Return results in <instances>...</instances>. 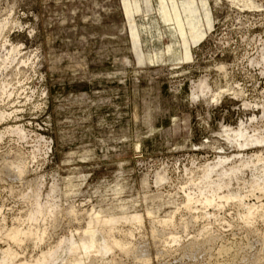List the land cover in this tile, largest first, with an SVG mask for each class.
<instances>
[{"label":"rangeland","instance_id":"374dc122","mask_svg":"<svg viewBox=\"0 0 264 264\" xmlns=\"http://www.w3.org/2000/svg\"><path fill=\"white\" fill-rule=\"evenodd\" d=\"M263 205L264 0H0V261L264 264Z\"/></svg>","mask_w":264,"mask_h":264},{"label":"bare ground","instance_id":"6f19581e","mask_svg":"<svg viewBox=\"0 0 264 264\" xmlns=\"http://www.w3.org/2000/svg\"><path fill=\"white\" fill-rule=\"evenodd\" d=\"M6 62V61H5ZM202 83H203V81H202ZM203 85V84H202ZM197 88H198V86H197ZM201 89H203V88H201ZM199 90V89H198ZM219 91H220V88L218 89ZM223 90V89H222ZM203 91V90H202ZM199 92L200 91H198V94H199ZM196 93V92H195ZM217 95V94H216ZM208 96H209V94H208ZM213 99H215V98H213ZM15 128V127H14ZM239 129H241L240 127H239ZM19 130V129H18ZM238 130V129H237ZM235 131V130H234ZM244 131V130H243ZM243 131H242V129L241 130H238L237 131V135H240L241 137H245V135H244V133H243ZM233 132V131H232ZM225 133V132H224ZM22 134V133H21ZM234 134V133H233ZM246 134V133H245ZM248 135V134H247ZM240 136H238L239 138H240ZM235 137V136H234ZM236 138V137H235ZM247 139H249V138H247ZM255 140H257V139H255ZM249 141V140H248ZM259 141H262L261 139L259 140ZM258 141V142H259ZM251 141H249V143H250ZM257 142V143H258ZM232 143V142H231ZM241 144H244L245 142H240ZM239 144V143H238ZM259 144V143H258ZM242 147H244V145H242ZM258 158H260V157H258ZM223 161V160H222ZM259 161H260V159H259ZM254 163V162H253ZM219 164V163H218ZM19 167V166H18ZM213 168V167H212ZM17 169V168H16ZM20 170V172L21 171H23V172H21L22 174L25 172L24 170H22V169H18L17 171H19ZM226 170V169H225ZM205 172V171H204ZM211 172V171H210ZM227 172V171H226ZM19 173V172H18ZM22 174H20L21 176H22ZM218 189V188H217ZM211 193V192H210ZM201 196H203V195H201ZM200 196V197H201ZM213 197V196H212ZM228 197V196H227ZM240 197V196H239ZM204 198H206V197H204ZM208 198V197H207ZM206 198V202L208 203V199L210 200L211 198H208L207 199ZM226 198V197H225ZM237 198V197H236ZM242 198V197H241ZM188 199V198H187ZM189 199H190V197H189ZM199 199V198H198ZM198 199H195V201H197L198 202ZM223 199V198H222ZM228 199V201H229V198H227ZM192 200H193V197H192ZM192 200L190 199V202L189 201H187V202H189V204L192 202ZM212 200V199H211ZM219 200H221L220 198H219ZM225 200V199H224ZM233 200H234V198H233ZM236 200V199H235ZM194 201V200H193ZM213 201V200H212ZM212 201H210L211 203H212ZM227 202V201H226ZM210 204V203H209ZM208 204V205H209ZM216 204V203H215ZM219 204V203H218ZM217 204V205H218ZM227 204V203H226ZM186 205V204H185ZM192 205V204H191ZM202 205V204H201ZM207 205V206H208ZM210 205H212V204H210ZM205 206V205H204ZM247 206V205H246ZM264 206V205H263ZM187 207V206H186ZM220 207H224V204H223V206H219V208ZM250 207V206H249ZM248 207V208H249ZM251 207H254V206H251ZM190 208H191V206H190ZM247 208V207H246ZM37 210V209H36ZM191 210V209H190ZM200 211V210H199ZM248 211V210H247ZM251 211H252V209H251ZM258 211V210H257ZM263 211V210H262ZM39 212V211H38ZM190 212V211H189ZM254 212H256V211H253V213ZM36 212H34V214H35ZM41 213V212H40ZM39 213V214H40ZM262 213V212H261ZM38 214V213H37ZM37 214H35L34 216H33V218H34V220L36 221V215ZM138 214V213H137ZM209 214V213H208ZM251 214V212H248V216ZM92 215V214H91ZM91 215H90V217H91ZM93 215H94V213H93ZM92 215V216H93ZM175 215V214H174ZM243 215V214H242ZM252 215V214H251ZM255 215V214H254ZM257 215V214H256ZM98 216H100L99 214L97 215V217H96V219H95V215H94V219L96 220V222H97V224L99 223V222H101V224L99 223L98 225H104V226H106V225H112V224H114V223H116V221H117V219L115 218V217H108V218H102V219H100V217L102 216H100L99 218H98ZM104 216V215H103ZM102 216V217H103ZM205 216H209V215H205ZM247 216V215H246ZM32 217V216H31ZM174 217V216H173ZM173 217L172 218H169V219H171V222H172V220H173ZM250 217V216H249ZM259 217V216H258ZM253 218V217H252ZM254 218H255V216H254ZM126 219L127 220H132V219H134L135 221L137 220V221H141V222H143L142 220H141V216L138 214V215H131L130 217H126ZM93 220V219H92ZM120 220V219H119ZM118 220V221H119ZM123 220V219H122ZM159 220V219H158ZM166 220H168L167 218H166ZM165 220V221H166ZM215 220V219H214ZM117 221V222H118ZM134 221V222H135ZM136 221V222H137ZM155 221H157V220H155ZM159 221H161V220H159ZM164 221V220H163ZM164 221V222H165ZM243 221H244V217H243ZM30 222V221H29ZM185 222V221H184ZM89 223V222H88ZM131 223V222H130ZM167 223V222H166ZM257 223V222H256ZM97 224H96V226L94 225V220L93 221H91L90 222V224H89V226H88V229L85 231V235L87 234V236H85L84 235V237L83 238H81L80 237V240L78 241H74L73 240V238L71 239H63V240H61L60 242H57L58 244L57 245H55V247H53V248H51V249H49L48 251H45V252H43V253H41L40 254V256L39 257H37L35 260H33V261H21V262H17L16 261V257H17V252L15 251V250H13L11 247H8L6 250H3L1 253H2V258H1V261H0V264H55V263H57L60 259H61V254L59 253L60 252V250L64 247V245H66L67 247H68V250H69V253H78V251H81V252H83V254H84V256H91L92 255V251H97L99 254H101L102 256L104 255H106L108 252H111L115 247L117 248V247H120V248H118V249H121V247H123V241H122V239L120 240V239H112V237H111V239L109 238V237H107V235L105 234H102V235H100L99 236V234H98V232H97V229H96V227H97ZM141 224V223H140ZM251 224V223H250ZM190 225V224H189ZM113 226V225H112ZM163 226V225H162ZM32 227V226H31ZM107 227V226H106ZM115 227V226H114ZM105 228V227H104ZM30 229V228H29ZM99 229V228H98ZM107 229V228H106ZM115 229V228H114ZM185 229V228H184ZM113 230V229H112ZM111 230V231H112ZM116 230V229H115ZM200 230V229H199ZM34 231H37V230H34ZM99 231H101V230H99ZM103 231H105L104 229H103ZM114 231V230H113ZM155 231V230H154ZM84 232V231H83ZM107 232V231H106ZM205 232V231H204ZM43 233H45V232H42V234ZM109 233V232H108ZM107 233V234H108ZM162 233V232H161ZM170 233V232H169ZM175 233V232H174ZM36 234V232L34 233L32 230H30V231H27V230H20L19 228L17 229H12V230H9V232H7L5 235V238L7 237L10 241H13L14 243H22V241L24 240V238L25 237H29V236H33V235H35ZM83 234V233H82ZM111 234H112V232H111ZM114 234V233H113ZM112 234V235H113ZM127 234V233H126ZM152 234H154L153 232H152ZM156 234V233H155ZM178 234V233H177ZM186 234V233H185ZM37 235V234H36ZM43 235H45V234H43ZM71 235V234H70ZM110 235V234H109ZM124 235H125V233H124ZM176 235V234H175ZM210 235V234H209ZM73 236V235H72ZM127 236V235H126ZM129 236V235H128ZM38 237V236H37ZM70 237V236H69ZM74 237V236H73ZM125 236H123V238H124ZM132 237V236H131ZM161 237V236H160ZM207 237V236H206ZM32 238V237H31ZM208 238V237H207ZM26 239V238H25ZM39 239H44V237H42L41 236V238H39ZM206 239V238H205ZM214 239V238H213ZM169 240V239H168ZM173 240H176V238L175 239H173ZM44 241V240H43ZM206 241V240H205ZM131 244V243H130ZM127 246H129V245H127ZM224 246V245H223ZM123 248H125V246L123 247ZM124 250V249H123ZM220 250V249H219ZM225 250V249H224ZM122 251V250H121ZM126 251V250H125ZM226 252V251H225ZM68 254V253H67ZM82 254V255H83ZM162 254V253H161ZM220 254V253H219ZM223 254V253H222ZM76 255V254H75ZM81 255V256H82ZM68 256V255H67ZM150 257V256H149ZM215 257V256H214ZM74 258V257H73ZM67 260H68V258H67ZM85 260V259H84ZM148 260V259H147ZM233 260V259H232ZM72 261V260H71ZM63 262V261H62ZM65 262H66V259H65ZM83 262V259H82V257H79L78 255H77V257H75L74 258V263H82ZM147 262V261H146ZM67 263H69V262H67ZM150 263V262H149ZM202 264V263H201ZM233 264V263H232Z\"/></svg>","mask_w":264,"mask_h":264}]
</instances>
